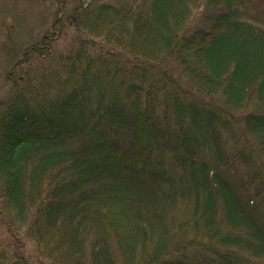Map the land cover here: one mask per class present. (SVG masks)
Instances as JSON below:
<instances>
[{
  "label": "trees",
  "instance_id": "1",
  "mask_svg": "<svg viewBox=\"0 0 264 264\" xmlns=\"http://www.w3.org/2000/svg\"><path fill=\"white\" fill-rule=\"evenodd\" d=\"M44 1L0 0V264H262L264 0Z\"/></svg>",
  "mask_w": 264,
  "mask_h": 264
},
{
  "label": "rangeland",
  "instance_id": "2",
  "mask_svg": "<svg viewBox=\"0 0 264 264\" xmlns=\"http://www.w3.org/2000/svg\"><path fill=\"white\" fill-rule=\"evenodd\" d=\"M34 1L36 2V5L34 4V2L32 3V5H35L34 9L36 10L35 12L37 13V17H35L33 20H27L25 23L26 25L23 27H25V29H27L31 33V36L34 37V39H37L39 36L38 34H40L41 32L40 30L42 28L45 29L47 27L46 31L47 29H48V32L51 31L52 22H51L49 15L51 14L54 5L51 2H45L44 0H34ZM80 1L85 4H90L89 2H91L92 0L91 1L90 0H80ZM46 17H48L47 22L42 21V19ZM18 23L20 24V22ZM8 25L12 29L13 20L9 19ZM25 29H21L18 35L28 36L29 33ZM74 29L75 27L73 25L67 24V29H65L66 30L65 35L64 33L61 34V32L60 33L56 32L55 39L53 42L49 44L50 47L48 48V51L41 54V56L35 57L34 60L32 58L31 62L29 61L30 63L29 62L23 63L24 66L27 65L28 66V67L26 66L27 68L31 66V69H34L35 73L37 71L38 74L40 72H41L40 74L44 73L45 70L47 72L48 69H50V72L48 74H50L52 71H56L58 69V66H60L61 64L59 63L60 55L67 53L70 49V45H71L70 42H71V38H73L74 36ZM45 32H43L42 34H44ZM1 39L2 40L4 39L3 35ZM40 39L41 38L39 37L37 40H40ZM25 41L26 40H24V42ZM43 44L46 45V42ZM19 59L20 60L22 59V53L19 56ZM2 61L0 60V62ZM41 61H44V62H41ZM50 75H53V73H51ZM7 89H8V83L5 79V67L1 65L0 63V97H2V94ZM249 110H252V107L246 110H240V111L233 112V116L235 119H238L242 117L246 111H249ZM235 119H232L231 128L226 129L225 131H223V134H222L227 139L226 148L230 152L229 153L230 161H233V156L235 157L237 153V148L241 150L243 149L246 151H250L252 149V144L248 140L249 138L243 133L241 126ZM232 134H236L238 136H236V138H233V136H231ZM235 166H236V169L238 170L239 166L237 164H235ZM231 173L236 174V170H231ZM260 262L264 264V261L261 260Z\"/></svg>",
  "mask_w": 264,
  "mask_h": 264
}]
</instances>
